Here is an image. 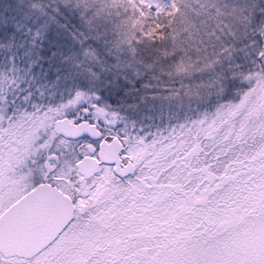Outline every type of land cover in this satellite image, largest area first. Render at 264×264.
Wrapping results in <instances>:
<instances>
[{
  "label": "snow or ice",
  "instance_id": "6c2138e0",
  "mask_svg": "<svg viewBox=\"0 0 264 264\" xmlns=\"http://www.w3.org/2000/svg\"><path fill=\"white\" fill-rule=\"evenodd\" d=\"M0 264H264V0H0Z\"/></svg>",
  "mask_w": 264,
  "mask_h": 264
},
{
  "label": "trees",
  "instance_id": "16d2710c",
  "mask_svg": "<svg viewBox=\"0 0 264 264\" xmlns=\"http://www.w3.org/2000/svg\"><path fill=\"white\" fill-rule=\"evenodd\" d=\"M176 87H178V85H176ZM166 117V115H165ZM159 118L156 119V124H159L160 121L158 120ZM151 132L155 133L156 132V129L154 127H152L151 129H149Z\"/></svg>",
  "mask_w": 264,
  "mask_h": 264
},
{
  "label": "rangeland",
  "instance_id": "374dc122",
  "mask_svg": "<svg viewBox=\"0 0 264 264\" xmlns=\"http://www.w3.org/2000/svg\"><path fill=\"white\" fill-rule=\"evenodd\" d=\"M177 88H179V85H178V87ZM177 110H179V109H177ZM165 115L167 116V110H165ZM159 120V119H158ZM160 121V120H159Z\"/></svg>",
  "mask_w": 264,
  "mask_h": 264
}]
</instances>
